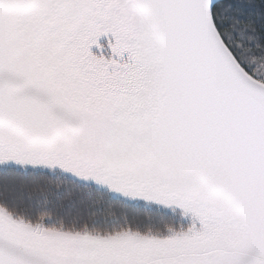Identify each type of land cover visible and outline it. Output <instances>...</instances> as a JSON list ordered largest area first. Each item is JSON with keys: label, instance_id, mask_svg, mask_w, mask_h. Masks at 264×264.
<instances>
[{"label": "snow or ice", "instance_id": "1", "mask_svg": "<svg viewBox=\"0 0 264 264\" xmlns=\"http://www.w3.org/2000/svg\"><path fill=\"white\" fill-rule=\"evenodd\" d=\"M0 264H264V0H0Z\"/></svg>", "mask_w": 264, "mask_h": 264}]
</instances>
